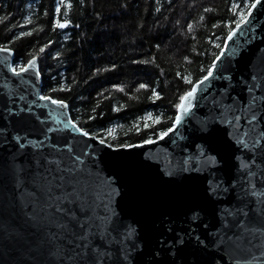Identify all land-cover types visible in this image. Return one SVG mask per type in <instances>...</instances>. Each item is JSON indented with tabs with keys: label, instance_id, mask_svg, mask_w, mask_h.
I'll return each instance as SVG.
<instances>
[{
	"label": "snow or ice",
	"instance_id": "1",
	"mask_svg": "<svg viewBox=\"0 0 264 264\" xmlns=\"http://www.w3.org/2000/svg\"><path fill=\"white\" fill-rule=\"evenodd\" d=\"M83 2L84 0H80L81 4ZM258 5L264 7L261 0H230L227 6L228 18L211 24L212 29H221L226 34L223 37H216L221 40L220 43L214 44V48L218 51L213 53V59L202 70V75L193 79L190 74L176 73V76L188 88L178 95L177 102L173 105L175 115L170 118V126L166 130L154 134L158 140L162 141L169 137L170 133H174L182 125L185 117L192 113L193 102L201 92L202 86L214 77L219 64L226 56V51L229 48L228 42L250 26V17ZM72 8L71 0H56L50 30L68 28L71 22L67 16ZM156 11L159 12L160 9L157 8ZM203 11L210 13L213 9L205 7ZM7 19V16L0 17V24ZM204 19L205 17H200L201 21ZM32 23V17L29 16L24 18L23 23L13 24L12 28H25ZM11 30V28L8 29V31ZM185 30L190 34L193 24L188 23ZM35 31L39 32L43 29H35ZM32 34V30L15 33L8 44L0 45V54H3L5 58L14 56L15 52L10 44L23 37L32 36ZM213 36H216L215 32H213ZM51 43L52 41H49L39 47L35 53H29L30 58L26 62L16 64L13 61V64H8L5 59L8 71L19 78L27 76L29 72L39 77L40 55ZM208 43L211 44L212 41L209 40ZM156 47L159 49V45ZM58 57L59 53L56 58ZM133 63L148 64L151 61H133ZM99 71L97 69V72ZM255 79L253 77V80ZM146 88L148 85L140 83L136 91L139 92ZM246 88L249 95L246 105L238 103L237 99L227 92L221 94L219 100L213 99V110L216 115L211 119L200 121L198 130L208 133L204 139L208 143L210 152L215 155L201 150L198 158L191 162V167H188L190 161L184 160L180 170L191 172L193 169L200 171L205 167L218 166L224 157L219 150L221 145L213 146L210 143L213 136L219 131L213 125L217 121L227 124L228 129L231 130V140L234 143L225 140L223 144L229 148L234 146L236 151L242 153V156L237 157L240 175L237 185L240 196L239 203L235 207L221 210L222 227L212 242L218 245L221 251L227 252L234 264H264V190H261L256 182L257 177L264 178V167H261L264 165V95L257 94V90L264 92V79L259 84L246 85ZM60 90L70 89L61 88ZM117 90L124 92L123 87H119ZM51 91L56 92L57 89L52 88ZM152 98L161 99L160 94L154 88L149 99ZM38 100L50 103L61 110L69 107L64 99H57L51 95H39ZM141 119L144 121V130L162 122L160 115L154 116L151 112H147ZM56 123L65 124V126L70 124L71 128L81 137L93 141H96L99 135H91L89 131L80 127L73 120L65 122L62 119H57ZM134 127L139 134V123ZM47 131L53 130L49 128ZM113 131V129H107L109 136ZM225 132L227 133V129ZM14 139L19 150L25 149L26 145L22 142L25 138L17 136ZM156 142L157 139H153V136H147L141 144H122L121 147H143ZM98 143L105 145L106 140L100 138ZM64 144V148L57 150L56 144L48 149L43 140H37L36 143L28 141L27 146L33 149L32 160L29 161V164L25 165L22 159L17 162V158L13 157L9 165L14 181L13 188L20 191L27 211H24L23 226H20L18 230H10L0 219V246L5 243V237H7V241L10 242L8 246L13 248V254L18 257V264H130V260L133 259L132 251L136 249V244L133 242L136 229L125 224L112 205L113 197L119 195V190L113 188L111 183L107 184L106 189H101L96 182L89 181L88 178L93 176V172L90 170L88 162L83 159L87 153L83 150L77 152L75 145L69 144L67 141ZM106 146L112 147L111 144ZM3 175L4 169L0 166V177ZM168 175L171 176L173 173L169 172ZM2 183L3 180L0 179V185ZM237 185L231 187L235 189ZM228 190L217 181L210 183L206 193L209 198H220ZM0 195L3 193L0 192ZM253 197L255 198V207H252ZM192 211L191 219L196 222L199 220L197 210L192 209ZM196 226L199 227V224ZM169 230L175 231L170 225ZM196 240L198 245H204V240L199 237H196ZM203 250L202 248L201 251ZM183 251V248L177 249L178 254ZM143 255L144 253L141 252L135 257L137 264H143ZM165 255L167 254L165 253ZM156 264H161V262L157 261ZM171 264H175V262L173 261Z\"/></svg>",
	"mask_w": 264,
	"mask_h": 264
},
{
	"label": "water",
	"instance_id": "2",
	"mask_svg": "<svg viewBox=\"0 0 264 264\" xmlns=\"http://www.w3.org/2000/svg\"><path fill=\"white\" fill-rule=\"evenodd\" d=\"M261 2L264 4V0ZM228 44L226 56L214 77L202 86L193 102L192 113L185 117L182 125L162 141L133 148H109L107 144L100 145L99 139L81 137L70 124H57V119L71 120L68 110L38 100L42 95L41 77L31 72L23 78L13 76L5 65V59L8 64L13 63V56L5 58L0 54V166L4 169L0 177L3 180L0 219L10 230H18L23 226L24 211H27L20 191L13 188L9 170L13 157L28 165L33 151L27 146L28 141L43 140L48 149L56 144L57 150L64 148L67 141L75 145L77 152L87 153L83 159L93 172L89 181L96 182L101 189L111 183L119 190L112 205L122 221L136 229L133 237L136 249L132 251L130 264H137L135 257L141 252L144 253L143 264H156L157 261L161 264L173 261L175 264H234L230 255L212 242L222 227L221 210L235 207L240 196L237 157L242 153L234 146L229 148L223 144L225 140L234 143L227 124L217 121L213 125L219 131L210 143L221 145L219 150L224 157L218 166L191 172L180 169L184 160H189L188 167H191L201 150L215 155L204 139L208 133L198 130L200 121L216 115L213 99L219 100L221 94L227 92L238 103L246 105L249 99L246 85L259 84L264 79V7L258 5L253 10L250 26ZM257 94L264 95V92L257 90ZM49 128L53 131H47ZM17 136L25 138L22 140L25 149L19 150L14 139ZM169 172L173 175L169 176ZM217 181L229 190L220 198H209L206 189ZM256 182L264 190V178L257 177ZM232 185L237 187L233 189ZM252 200V207H255V198ZM192 209H196L199 216L196 222L191 219ZM169 225L175 231H170ZM196 237L204 240V245H198ZM8 243L5 237V243L0 246V261L18 264V257ZM181 248L184 251L178 254L177 249Z\"/></svg>",
	"mask_w": 264,
	"mask_h": 264
},
{
	"label": "trees",
	"instance_id": "3",
	"mask_svg": "<svg viewBox=\"0 0 264 264\" xmlns=\"http://www.w3.org/2000/svg\"><path fill=\"white\" fill-rule=\"evenodd\" d=\"M71 3L68 28L52 31L56 0H0V17H8L0 24V45L8 44L15 33L32 30V36L10 44L15 52L13 61L19 64L30 58L29 53L52 41L38 61L41 93L64 99L71 120L91 135L99 134L97 139L104 138L106 144L115 148L141 144L147 136L158 140L154 134L170 126V118L175 115L173 105L188 88L176 73L190 74L193 79L203 74L213 53L218 51L214 44L221 40L216 37L226 34L212 29L211 24L228 18L230 0ZM205 7L213 11L205 13ZM29 16L31 25L12 28ZM201 16L205 17L203 21ZM188 23L193 24L190 34L185 30ZM9 28L12 30L8 31ZM41 28L43 31H35ZM147 60L151 63H133ZM140 83L148 88L137 92ZM119 87L124 92L118 91ZM52 88L57 91L52 92ZM153 88L161 99H149ZM147 112L160 115L162 122L144 130L141 117ZM137 123L139 134L134 127ZM107 129L114 130L111 136Z\"/></svg>",
	"mask_w": 264,
	"mask_h": 264
}]
</instances>
